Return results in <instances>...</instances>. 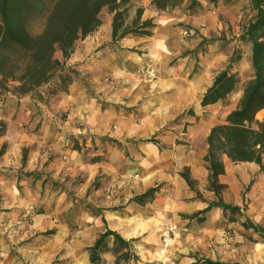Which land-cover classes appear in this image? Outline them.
Returning <instances> with one entry per match:
<instances>
[{"label":"crops","instance_id":"obj_1","mask_svg":"<svg viewBox=\"0 0 264 264\" xmlns=\"http://www.w3.org/2000/svg\"><path fill=\"white\" fill-rule=\"evenodd\" d=\"M152 1L130 0L126 15L130 24L142 9L151 33L119 42L115 11L104 7L101 26L67 60L71 83L48 103L0 95V264H196L192 252L224 227L232 230L222 261L264 264V243L248 241L260 233L246 221L264 227V154L262 164L223 156L221 198L242 216L214 207L194 217L218 199L207 139L243 89L208 105L203 97L234 53L230 37L251 0H172L166 9ZM150 188V200H133ZM170 225L189 230L164 255ZM108 229L135 240L137 261H117L112 235L92 261Z\"/></svg>","mask_w":264,"mask_h":264},{"label":"trees","instance_id":"obj_2","mask_svg":"<svg viewBox=\"0 0 264 264\" xmlns=\"http://www.w3.org/2000/svg\"><path fill=\"white\" fill-rule=\"evenodd\" d=\"M212 2L215 0H211ZM172 0H153L152 4L159 9H166ZM130 0H58L57 5L49 15L43 30L34 37L32 46L25 51L15 74L11 79L0 78V95L11 93L18 97L31 96L34 99L48 101L55 94L67 89L73 79L74 70L67 65V60L75 52L79 41L97 30L101 24V11L104 7L115 11L113 22V40L119 42L129 35L150 34L154 27L153 20H142V9H138L137 17L132 23L126 24V15ZM195 1L192 2V5ZM255 16L244 27L242 39L252 44L253 78L246 84L239 103L227 117L226 123L212 128L208 136V152L205 161L210 170V188L216 192L218 200L209 203L208 207L198 211L194 217L205 214L214 207L227 211L240 212V207L224 202L221 198L223 185L219 176L225 172L223 156L227 155L235 162L254 161L262 164L264 154V124L256 115L264 109V0H251ZM13 8L11 0H0L1 28L12 39L19 40L12 27ZM244 24V23H243ZM27 37L28 33H24ZM8 39H10L8 37ZM4 44L0 42V50ZM60 52L62 58L57 56ZM238 58H230L226 68L218 73L212 86L204 94L202 104L208 105L225 99L236 88L238 77L232 72ZM54 85L55 91L46 96L42 89ZM5 123L0 122V133L4 131ZM193 186L189 174L183 173ZM157 188H150L145 193L135 196L134 201L144 204L150 200ZM205 220V216L199 218ZM233 220V219H232ZM247 225V223H246ZM258 233L264 232V227L250 221L247 225ZM260 233V234H261ZM115 237L117 261L138 260L133 251L135 240H126L120 234L108 229L91 248L92 261L100 259L105 239ZM210 264H241L215 261Z\"/></svg>","mask_w":264,"mask_h":264},{"label":"rangeland","instance_id":"obj_3","mask_svg":"<svg viewBox=\"0 0 264 264\" xmlns=\"http://www.w3.org/2000/svg\"><path fill=\"white\" fill-rule=\"evenodd\" d=\"M11 3L14 14L11 19L13 21L12 32L15 35H19L18 37L20 38L19 40L12 39L11 35L7 34L6 31L3 28H1L2 23L0 20V42L4 44V48L0 50V78L4 77L6 79H11L12 76L15 74L19 62L24 55L23 53L32 46L35 35L43 30L49 18V15L57 5L58 0H11ZM104 10L109 11V8L105 7ZM242 13H244L245 15V19L243 22L244 24L240 22V31L239 32L236 30L232 31L230 37V39L233 40H235L236 38L238 39V41H236L233 46L234 53L232 52L233 55L238 58V61L234 64V67L232 69V72L237 74L239 80L236 85L237 89L238 88L244 89L246 84H248V82L254 76V70L251 62L252 44L242 39L241 35L244 30V27L247 26L249 21L255 16V11L254 9L251 8V6H249V8L248 7L243 8ZM103 18H104V13L101 14V19ZM243 25L244 27H242ZM24 33H28L27 37L25 36ZM237 33H239V35ZM8 37L10 39H8ZM239 41L241 42L239 43ZM263 60H264V53H263ZM52 91H55V86L47 85L42 89V94L46 96L49 92ZM37 100L38 102H42L43 104H46L49 102L50 99L46 101L38 98ZM259 112L257 113V115L261 118L264 117L262 112L261 113ZM257 115L256 118L258 119ZM227 117L228 114H225L222 117L220 116V119L223 120L220 124L226 123ZM260 122L264 124V122L262 121ZM220 192L221 194L224 192V187ZM201 196L203 197V195ZM241 214H242L241 211L231 212L229 210L227 211V215H226V212L224 211V216L226 219L238 218L242 216ZM198 218H200V216H198ZM246 221L248 224L250 223V220L246 219ZM230 230L232 229H229L227 227L221 228V230L219 231L220 233L218 234V240H216L215 237H211L210 234H208L207 238L203 241L206 243V245L202 246L203 248H200V250H196L191 254L195 257L196 264H210L209 261L225 262L226 259L223 261L221 259H222V255L226 256V251L228 249L226 237L231 236ZM248 241L251 244H255L256 242L264 243V232L258 234V236L254 235L248 237ZM214 242L216 244H214ZM239 243L241 242L238 241V244ZM216 245L219 247V249L217 250V253L215 252V254L213 255L212 249Z\"/></svg>","mask_w":264,"mask_h":264},{"label":"built area","instance_id":"obj_4","mask_svg":"<svg viewBox=\"0 0 264 264\" xmlns=\"http://www.w3.org/2000/svg\"><path fill=\"white\" fill-rule=\"evenodd\" d=\"M245 19V15L244 13H242V24L244 22ZM152 72V71H151ZM188 227H181L179 228L176 225H170L165 227V229L163 230V234H162V245L163 248L161 249V253H163L164 255L167 254V249L170 245V243L174 240V239H180L183 234L188 233Z\"/></svg>","mask_w":264,"mask_h":264}]
</instances>
